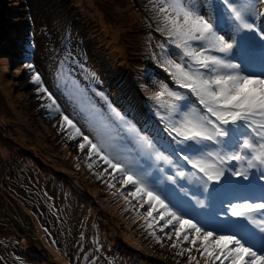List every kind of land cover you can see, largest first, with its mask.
I'll use <instances>...</instances> for the list:
<instances>
[{
  "label": "rangeland",
  "instance_id": "rangeland-1",
  "mask_svg": "<svg viewBox=\"0 0 264 264\" xmlns=\"http://www.w3.org/2000/svg\"><path fill=\"white\" fill-rule=\"evenodd\" d=\"M5 2L8 25L0 48V256L8 264H188V254L178 255L180 249L171 247L174 235L169 240L158 228L147 227L143 216L147 206L141 209L140 201L125 199L133 189L121 188L119 175L113 179L110 169L105 172L107 165L97 157L89 159L86 149L80 150L83 137L69 140L68 131L60 125L63 112L93 137L85 119L92 114L114 134L125 136V125L108 107L111 103L127 120L139 121L134 123L137 128L158 142L159 121L142 127L140 115L144 108L159 113V118L167 115L152 97L162 84H174L162 65L168 59L179 62L178 50L157 31L159 0ZM31 33L36 41L34 61L20 56L29 44L24 35ZM154 43L156 47L149 51ZM234 55L236 59L238 52ZM31 63L40 82H33L32 70L24 68ZM40 83L56 101L51 108L46 107L51 103L46 94L38 90ZM126 97L138 115L124 108ZM56 105L60 111L54 114ZM158 145L171 151L169 146ZM139 163L160 193L179 207L175 186L166 179L177 169L147 158ZM194 211L212 213L206 208ZM14 220L30 233L29 242L38 252L24 254L31 263L11 258L9 247L28 251ZM211 227L209 223L207 228ZM192 254L196 255L195 250Z\"/></svg>",
  "mask_w": 264,
  "mask_h": 264
},
{
  "label": "snow or ice",
  "instance_id": "snow-or-ice-1",
  "mask_svg": "<svg viewBox=\"0 0 264 264\" xmlns=\"http://www.w3.org/2000/svg\"><path fill=\"white\" fill-rule=\"evenodd\" d=\"M156 11L157 31L179 53V62L168 59L162 67L176 87L185 90L162 84L152 97L166 109L161 119L168 121L165 132L171 151L161 149L155 137L142 132L111 103L108 107L125 125V136L114 134L92 114L85 119L93 137L63 112L61 129L68 131L69 140L83 137L80 150L107 165L105 172L110 169L113 179L119 175L121 188L133 189L125 199L140 201L141 209L147 206L143 213L147 227L158 228L169 240L174 235L171 247L180 249L178 255L186 252L188 264L201 260L203 264H264V71L251 72L248 63L233 58L236 37L242 33L264 47V0H159ZM24 68L32 70L33 82L41 81L32 64ZM38 90L51 101L46 107L56 104L43 83ZM185 93L196 98L198 108L181 103L188 99ZM55 110L60 111L59 105ZM136 158L177 169L166 179L175 186L179 207L160 193ZM206 201L215 209L211 214L194 211L207 208ZM209 223L215 229L206 228Z\"/></svg>",
  "mask_w": 264,
  "mask_h": 264
},
{
  "label": "trees",
  "instance_id": "trees-1",
  "mask_svg": "<svg viewBox=\"0 0 264 264\" xmlns=\"http://www.w3.org/2000/svg\"><path fill=\"white\" fill-rule=\"evenodd\" d=\"M31 0H29V2H30ZM51 7H53L52 5H51V3H48ZM33 6V5H32ZM29 9H31L30 10V13H32V8L30 7L29 8V6H28V10ZM58 10H60L61 11V9L60 8H57ZM32 18H33V16H32ZM143 30H145V27H143V29L141 30V32L143 31ZM134 34V38L136 37V34L135 33H133ZM153 40L155 39V36L154 35H151L150 36ZM25 39V38H24ZM27 39V38H26ZM145 42H146V40H145ZM35 43H36V41H35ZM150 47H153V48H155L156 47V44L154 43V45H150V46H148V50L150 51ZM158 51H161L162 50V47L161 46H157V48H156ZM168 49H169V47H168ZM23 55H24V52L22 53ZM32 64V63H31ZM148 64L150 65L149 67H152V64H150L149 62H148ZM33 65V64H32ZM149 69V68H148ZM148 71V70H147ZM172 86H174V85H172ZM126 99L128 100V99H130V98H128V97H126ZM147 114H143L142 116L144 117H147V119H151V114H148V116H146ZM30 175H33V173H30ZM51 189L53 190H56V188L54 187V186H52L51 185ZM66 196V198H70V195L69 196H67V195H65ZM8 202V201H7ZM7 207H9V205L7 206ZM32 213H34V212H32ZM27 219H29V217H27ZM15 221V223H16V225H17V228H18V230L20 231V233H21V235H23L25 238H26V240H27V246H28V251L27 252H25V250H23V249H20L19 250V248L17 247V245L15 244V242H12L11 240H8V242H10V243H14L15 245H16V247H9L10 248V251H12V255H11V258H16L19 262H23V261H25V262H27V263H31L32 261H29L30 259H27V258H25L24 257V254H26V256H28V255H36V254H38V252H36V250L33 248L34 246H33V244H31L30 242H29V240H30V233L22 226V225H20V223L18 222V221H16V220H14ZM48 221H50V220H48ZM8 227L10 226L9 224L7 225ZM9 229V228H8ZM7 237V236H6ZM19 237L20 236H18V241H19ZM74 237H76V235H74ZM8 238V237H7ZM2 241V238H0V242ZM2 243V242H1ZM7 246V245H6ZM7 249V248H6ZM8 250V249H7ZM23 250V251H22ZM5 258V257H4ZM8 258V256L5 258V260ZM8 261V260H7ZM0 264H8L6 261H4L3 260V258L0 256Z\"/></svg>",
  "mask_w": 264,
  "mask_h": 264
},
{
  "label": "water",
  "instance_id": "water-1",
  "mask_svg": "<svg viewBox=\"0 0 264 264\" xmlns=\"http://www.w3.org/2000/svg\"><path fill=\"white\" fill-rule=\"evenodd\" d=\"M7 25L8 21L6 18V2L5 0H0V48L5 41Z\"/></svg>",
  "mask_w": 264,
  "mask_h": 264
},
{
  "label": "clouds",
  "instance_id": "clouds-1",
  "mask_svg": "<svg viewBox=\"0 0 264 264\" xmlns=\"http://www.w3.org/2000/svg\"><path fill=\"white\" fill-rule=\"evenodd\" d=\"M32 29L34 31V27L32 26ZM24 36H26L27 40L29 39L28 41V47L26 49L23 50L24 54H26L27 56H24L22 53L23 52H20V56L23 57H30L33 61L35 60V56H34V48H35V37H34V34L31 33L30 36L28 34H25Z\"/></svg>",
  "mask_w": 264,
  "mask_h": 264
},
{
  "label": "bare ground",
  "instance_id": "bare-ground-1",
  "mask_svg": "<svg viewBox=\"0 0 264 264\" xmlns=\"http://www.w3.org/2000/svg\"><path fill=\"white\" fill-rule=\"evenodd\" d=\"M217 15H219V13H216ZM155 229V227L154 228H152L151 230H154ZM156 230V229H155ZM159 232L157 231L156 232V234H158Z\"/></svg>",
  "mask_w": 264,
  "mask_h": 264
}]
</instances>
